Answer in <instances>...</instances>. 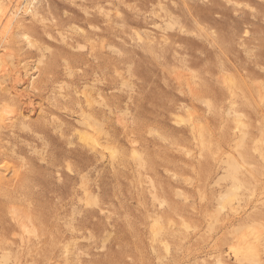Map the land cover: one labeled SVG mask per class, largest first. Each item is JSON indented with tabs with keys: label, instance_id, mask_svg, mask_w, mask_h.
Here are the masks:
<instances>
[{
	"label": "rangeland",
	"instance_id": "1",
	"mask_svg": "<svg viewBox=\"0 0 264 264\" xmlns=\"http://www.w3.org/2000/svg\"><path fill=\"white\" fill-rule=\"evenodd\" d=\"M3 3L0 264H264V0Z\"/></svg>",
	"mask_w": 264,
	"mask_h": 264
},
{
	"label": "bare ground",
	"instance_id": "2",
	"mask_svg": "<svg viewBox=\"0 0 264 264\" xmlns=\"http://www.w3.org/2000/svg\"><path fill=\"white\" fill-rule=\"evenodd\" d=\"M3 0H0V25H1V22L4 20V18H6L7 19V16H9L7 13H6V10H5V8L3 7ZM19 4V3H18ZM16 5V4H15ZM26 7V6H25ZM24 7V8H25ZM28 7V6H27ZM37 7V6H36ZM17 8V7H16ZM15 8V9H16ZM32 8V7H31ZM38 8V7H37ZM14 9V10H15ZM18 9H19V7H18ZM17 9V10H18ZM33 9V8H32ZM25 10V9H24ZM8 11V10H7ZM12 11V10H11ZM31 11V10H30ZM39 11V10H38ZM37 11V12H38ZM26 12V11H25ZM26 13H28V12H26ZM35 13V12H34ZM16 14V13H15ZM30 14V13H29ZM32 15V14H31ZM88 15V14H87ZM12 17V16H11ZM15 17H16V15L15 16H13V18H9V24H10V21H11V19L12 20H14L15 19ZM36 17V16H35ZM35 21V20H34ZM47 21V20H46ZM46 21H44V23L46 22ZM16 22V21H15ZM14 22V23H15ZM3 23V22H2ZM168 23V22H167ZM171 23V22H170ZM17 24V23H16ZM19 25V24H18ZM169 25V24H168ZM6 26H4V28H5ZM10 27H11V25H10ZM8 28V27H7ZM14 29L15 28H17L16 26L15 27H13ZM80 28V27H79ZM16 30V29H15ZM58 30V29H57ZM19 31V30H18ZM71 32V31H70ZM48 33V32H47ZM3 34H5L4 33V29L3 30H1V27H0V35H3ZM9 34H10V32H9ZM59 34H61V32L59 33ZM75 34V33H74ZM11 35V34H10ZM23 35H25V34H23ZM3 36H6V35H3ZM20 36V35H19ZM29 36V35H28ZM73 36H75V35H73ZM2 38V37H1ZM8 38H9V36H8ZM18 38H20V37H18ZM23 38V37H22ZM25 39V38H24ZM4 40V39H3ZM29 40V39H28ZM75 40V39H74ZM8 41V40H7ZM6 40H5V42H7ZM93 42V41H92ZM3 43V42H2ZM27 43V42H26ZM25 43V44H26ZM32 43V42H31ZM33 43H34V41H33ZM17 45H18V43H17ZM49 48V47H48ZM80 48V47H79ZM26 49V48H25ZM30 49H32V47L30 48ZM47 49V48H46ZM49 49H51V48H49ZM78 49V48H77ZM88 49V48H87ZM94 49V48H93ZM4 50V49H3ZM23 50H24V48H23ZM48 50V49H47ZM84 50V49H83ZM1 51V50H0ZM13 51V50H12ZM11 51V52H12ZM92 51V50H91ZM10 52V53H11ZM9 53V52H8ZM20 53H21V51H20ZM48 53V52H47ZM94 53V52H93ZM12 54V53H11ZM10 54V55H11ZM24 54V53H23ZM40 54V53H39ZM43 54V53H42ZM9 55V54H8ZM14 55H15V53H14ZM42 56V55H41ZM3 55L2 54H0V85L2 86L5 82H9V84H8V86L10 87V94L11 95H13V96H15V97H17V98H19V99H23L24 100V105H22L21 107H19V108H13V107H10L9 105H4L3 107H2V109H0L1 111H0V127H3V126H6V127H8L9 126V124H11L12 126H13V124H16L17 122H19L21 125H25L27 122H26V120H27V118H28V115H29V113L31 112V108H32V103L33 102H31V98H30V96L27 94V92H23V90L22 89H20L19 87H20V85H21V83L24 81V79H23V77L21 78V76L20 75H14V74H12L11 72H9V70H7L8 68H4L5 67V62L3 63ZM19 57V56H18ZM43 58H44V56H42ZM93 57V56H92ZM7 58H8V56H7ZM10 58H11V56H10ZM6 59V58H5ZM14 60H15V58H14ZM5 61V60H4ZM38 61V60H37ZM4 64V67L2 68L1 67V65H3ZM41 64V63H40ZM37 66H38V64H37ZM21 67V66H20ZM28 67V66H27ZM37 68V67H36ZM65 68V67H64ZM24 70V69H23ZM15 71H17L18 72V68H17V70H15ZM90 71V70H89ZM39 72V71H38ZM24 75V74H23ZM31 77H33V76H31ZM227 77V76H226ZM229 78V77H228ZM227 78V79H228ZM33 79V78H32ZM32 79H31V82H32ZM229 79H231V78H229ZM27 80V79H26ZM36 80H37V78H36ZM224 80L225 81H228V80H226V78H225V75H224ZM232 80V79H231ZM29 82H30V80H29ZM230 82V81H229ZM233 81H231V83H232ZM230 84V83H229ZM229 84H228V86H229ZM232 85V84H231ZM230 85V86H231ZM230 86H229V89H231L230 88ZM2 88H3V86H2ZM83 94H85V91H84V93ZM90 94V93H89ZM88 95V93L85 95V96H87ZM91 97V96H90ZM89 98V97H88ZM86 99H87V97H86ZM88 100V99H87ZM90 102V101H89ZM2 103V102H1ZM92 103V102H91ZM91 103H89V104H91ZM94 103V102H93ZM96 103V102H95ZM88 104V103H87ZM34 106V105H33ZM100 106H102V105H100ZM90 108V107H89ZM91 110V109H90ZM33 111V110H32ZM79 114V113H78ZM87 114H89V113H87ZM77 115V114H76ZM54 117H56V116H54ZM89 117V116H88ZM90 118V117H89ZM91 119V118H90ZM92 120H95V119H92ZM83 122V121H82ZM95 122H96V120H95ZM85 124L84 125H86V128H94V126H95V124L97 125L98 123H93L91 120H86L85 122H84ZM83 124V123H82ZM11 127V126H10ZM95 129H96V127H95ZM95 129H94V131H95ZM86 132H87V130H86ZM84 134V139H85V141L86 142H88L89 144H91L92 146L91 147H94V146H96V141H94V139L93 138H91V136L93 135V134H95V133H93L91 136H89V134L90 133H87V134H85V132L83 133ZM82 134V135H83ZM96 135V134H95ZM96 140V139H95ZM74 144V143H73ZM75 145V144H74ZM242 146V145H241ZM94 149H95V147H94ZM119 154V153H118ZM135 156V155H134ZM241 158H243V157H241ZM21 160V159H20ZM231 161V160H230ZM229 161V162H230ZM231 163V162H230ZM240 163V162H239ZM242 163V162H241ZM244 163V162H243ZM5 164V163H4ZM233 164H234V162L232 163V165L230 166V168L232 169V170H234L235 171V169H236V167L238 166V164H237V161H236V164H237V166L235 167V166H233ZM3 165V164H2ZM144 165H146V164H144ZM229 165V164H228ZM235 165V164H234ZM243 164H241V166H242ZM7 166V165H6ZM5 166V167H6ZM244 166V165H243ZM4 167V166H3ZM7 168V167H6ZM228 168V167H227ZM4 169V168H3ZM8 169V168H7ZM237 169H239V168H237ZM14 171V170H13ZM231 171V170H230ZM15 172V171H14ZM252 173V172H251ZM232 174V173H231ZM233 175V174H232ZM244 175V174H243ZM234 178V177H233ZM246 179V178H245ZM233 181H234V179H233ZM244 181V180H243ZM245 183V182H244ZM244 185H246V183L244 184ZM87 186V185H86ZM86 190V189H85ZM138 191V190H137ZM84 192V191H83ZM87 193V192H86ZM138 194V193H137ZM86 195H88V194H86ZM153 195V194H152ZM155 195V194H154ZM96 196V195H95ZM166 196V195H165ZM113 198V197H112ZM157 199L159 198V197H156ZM88 199L89 200H95L96 201V199H91L90 198V196L88 197ZM99 200V199H98ZM231 200V199H230ZM94 201V202H95ZM157 201H159V200H157ZM96 203V202H95ZM94 203V204H95ZM78 204V203H77ZM93 204V203H92ZM162 204V203H161ZM227 204V203H226ZM45 205V204H44ZM119 206V205H118ZM164 206V205H163ZM48 207V206H47ZM24 209V208H23ZM53 209V208H52ZM169 210V209H168ZM171 210V209H170ZM21 211V210H20ZM20 211H18L17 209H15L14 207L13 208H11V213H12V216L14 217V218H12V219H14V220H16L17 221V223L19 224V226L20 227H22V228H26L27 226H26V223H25V221L26 220H29V218H30V216H29V218H28V216L27 215H25L26 213H22V211H21V213H20ZM50 211V210H49ZM153 211V210H152ZM174 211V210H173ZM40 212V211H39ZM80 212V211H79ZM149 213V212H148ZM52 214V213H51ZM56 214V213H55ZM73 214V213H72ZM173 214H175V212L173 213ZM8 215V214H7ZM45 215V214H44ZM50 216V215H49ZM174 217H175V215H173ZM45 217H47V216H45ZM55 217V216H54ZM62 217V216H61ZM127 217V216H126ZM53 218V217H52ZM161 218V217H160ZM26 219V220H25ZM40 219V218H39ZM54 219H56V218H54ZM57 219H58V217H57ZM60 219V218H59ZM156 219V218H155ZM16 221H14V222H16ZM44 221V220H43ZM63 221V220H62ZM59 222V221H58ZM33 223V222H32ZM155 223V222H154ZM17 224V225H18ZM172 224V223H171ZM252 224V223H251ZM170 225V224H169ZM174 225V224H173ZM254 225V224H253ZM45 226V225H44ZM171 226V225H170ZM16 227V226H15ZM155 227V226H154ZM167 227H168V225H167ZM255 228H256V226H254ZM12 228V227H11ZM34 228H35V226H34ZM154 229H156V228H154ZM254 229V228H253ZM28 230V229H27ZM31 230V229H30ZM158 230V229H157ZM254 230H256V229H254ZM29 231V230H28ZM251 231V230H250ZM32 232V231H31ZM72 232V231H71ZM155 232V231H154ZM244 232H245V230H244ZM243 232V230H242V232L241 233H244ZM247 232V231H246ZM245 232V233H246ZM258 232V231H257ZM17 233V232H16ZM26 233V232H25ZM156 233H159V231L158 232H156ZM238 233V232H237ZM19 234V233H18ZM33 234V233H32ZM171 234V233H170ZM238 234H240V232L238 233ZM249 234V233H248ZM71 235V234H70ZM156 235V234H155ZM257 235H259V234H257ZM15 236V235H14ZM77 236V235H76ZM237 236H239V235H237ZM236 237V236H235ZM254 237V236H253ZM258 237V236H257ZM28 238V237H27ZM64 238V237H63ZM255 238V237H254ZM23 239V238H22ZM71 239V238H70ZM68 240V239H67ZM66 240V241H67ZM24 242V241H23ZM238 244H233V246L235 245V247H232L231 246V249L230 250H232V252H234V254H235V257L237 258V259H242V260H245V261H247V262H249V263H252V264H257V260H256V257H257V255H259V254H257L258 253V245L256 246V245H254V244H252V242H251V237L249 238V235H247V234H243L242 235V237H240V240H238ZM39 244V243H38ZM41 244V243H40ZM53 246H55L56 245V242L53 240ZM61 245V244H60ZM45 246V245H44ZM46 247V246H45ZM68 247H69V245H68ZM68 247L66 248V250L68 249ZM76 247V246H75ZM62 248H63V246H62ZM29 249V248H28ZM45 249V248H44ZM57 249V248H56ZM59 249V248H58ZM61 249V248H60ZM71 249V248H70ZM73 249V248H72ZM31 250V249H30ZM66 250H64V251H66ZM260 250V249H259ZM69 251V250H68ZM45 252V251H44ZM61 252V251H60ZM63 252V251H62ZM65 253V252H64ZM20 254V253H19ZM67 254V253H66ZM1 255V254H0ZM53 255H55L54 253H53ZM7 256V255H6ZM50 256H51V254H50ZM55 256H57V255H55ZM65 256V255H64ZM64 256H62V257H64ZM2 258H3V256H2ZM2 258H0V260L2 259ZM50 258V257H49ZM54 258V257H53ZM53 258H51V259H53ZM65 258V257H64ZM11 259V258H10ZM19 259V258H18ZM4 261H5V259H4ZM50 261H52V260H50ZM9 262V261H8ZM28 262V261H27ZM4 263V262H3ZM34 263V262H33ZM37 264H39V263H37ZM45 264V263H44ZM46 264H47V262H46ZM49 264V263H48ZM51 264V263H50Z\"/></svg>",
	"mask_w": 264,
	"mask_h": 264
}]
</instances>
